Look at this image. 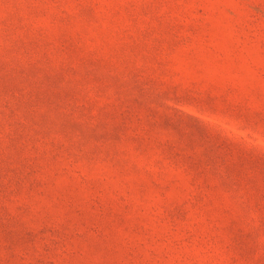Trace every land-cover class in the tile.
Segmentation results:
<instances>
[{
  "label": "rangeland",
  "instance_id": "1",
  "mask_svg": "<svg viewBox=\"0 0 264 264\" xmlns=\"http://www.w3.org/2000/svg\"><path fill=\"white\" fill-rule=\"evenodd\" d=\"M0 264H264V0H0Z\"/></svg>",
  "mask_w": 264,
  "mask_h": 264
}]
</instances>
